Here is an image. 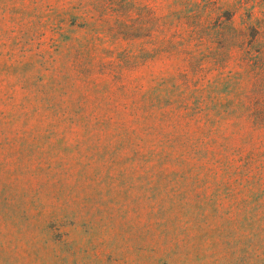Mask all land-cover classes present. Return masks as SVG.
Wrapping results in <instances>:
<instances>
[{
    "label": "rangeland",
    "instance_id": "1",
    "mask_svg": "<svg viewBox=\"0 0 264 264\" xmlns=\"http://www.w3.org/2000/svg\"><path fill=\"white\" fill-rule=\"evenodd\" d=\"M0 264H264V0H0Z\"/></svg>",
    "mask_w": 264,
    "mask_h": 264
}]
</instances>
